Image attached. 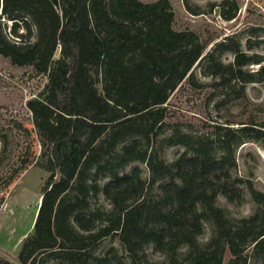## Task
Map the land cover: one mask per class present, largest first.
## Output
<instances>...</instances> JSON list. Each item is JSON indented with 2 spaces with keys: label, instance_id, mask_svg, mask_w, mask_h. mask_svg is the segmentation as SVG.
Listing matches in <instances>:
<instances>
[{
  "label": "trees",
  "instance_id": "16d2710c",
  "mask_svg": "<svg viewBox=\"0 0 264 264\" xmlns=\"http://www.w3.org/2000/svg\"><path fill=\"white\" fill-rule=\"evenodd\" d=\"M174 20L169 0H2L0 56L48 79L26 103L39 154L3 184L31 164L48 173L20 264H126L115 247L93 254L107 238L119 241L132 264L151 244L167 255L162 264H249L251 255L264 264V192L236 174L235 156L246 140L264 146V129L254 122L221 127L217 144L177 132L163 141L185 149L173 163L154 148L166 131L170 96L194 80L195 67L218 86L241 83V96L246 84L264 82V58L244 52L235 37L206 53L208 43L195 31L176 30ZM225 53L232 62L221 60ZM0 136L1 157L8 136ZM135 162L146 164L148 178L138 166L125 172ZM100 192L111 209L91 206ZM246 192L259 208L231 220L218 198L240 206ZM204 222L214 233L201 244Z\"/></svg>",
  "mask_w": 264,
  "mask_h": 264
},
{
  "label": "rangeland",
  "instance_id": "374dc122",
  "mask_svg": "<svg viewBox=\"0 0 264 264\" xmlns=\"http://www.w3.org/2000/svg\"><path fill=\"white\" fill-rule=\"evenodd\" d=\"M152 3L157 0H140ZM174 14L176 30H192L197 32L207 50L226 37H235L240 41L242 50L250 55H261L264 58V0H188L189 8L184 0H169ZM226 1L225 7L222 3ZM2 0H0V14ZM198 14H193V13ZM236 12V17L226 20L225 15ZM3 20V19H2ZM5 23V22H4ZM9 27L11 23H8ZM9 33V29H6ZM224 63L233 61V54L221 55ZM259 66L253 65L251 70ZM200 66L195 67L194 80L182 82L168 100L169 116L166 120V131L154 146L160 157L167 163H173L185 151L182 145L169 146L163 142L177 132L192 136H205L217 144L223 133L221 127L239 129L255 123L264 129V82L246 84L244 94L240 96L242 84L232 83V87L216 85L212 77L204 76ZM48 79L46 76H35L31 67L13 66L10 61L0 56V135L8 136L6 153L0 157V259L4 264H20L18 256L23 242L33 234L34 222L41 202V189L48 173L34 164L25 169L7 188L4 181L13 171L31 162L39 154L40 145L32 115L26 103L36 97L44 89ZM23 126V131L16 127ZM4 143L0 136V150ZM236 174L252 179L254 186L264 192V146L255 140H246L236 148ZM30 164V163H29ZM143 170V177L148 178L145 163L135 162L125 172L130 173L135 167ZM108 180H101L104 186ZM170 182L169 178L158 181L151 193L158 191L161 184ZM231 220L252 216L259 205L246 192L245 202L240 205L228 203L223 196L217 201ZM91 206L99 209H111L110 202L100 192L91 199ZM214 233V227L204 222V233L199 238L201 244L208 242ZM115 247L126 264H132L128 253L118 240L107 238L93 251L95 256L105 255ZM187 248L179 253L184 255ZM253 253V251H252ZM229 253H226V261ZM167 255L161 253L154 245H148L140 254L137 264H162ZM249 264H262L251 255ZM48 263H53V260Z\"/></svg>",
  "mask_w": 264,
  "mask_h": 264
}]
</instances>
